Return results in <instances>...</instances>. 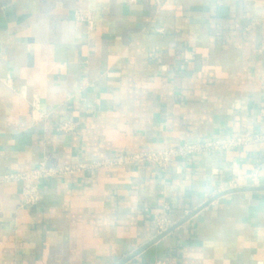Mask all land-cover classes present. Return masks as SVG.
<instances>
[{
  "label": "crops",
  "instance_id": "1",
  "mask_svg": "<svg viewBox=\"0 0 264 264\" xmlns=\"http://www.w3.org/2000/svg\"><path fill=\"white\" fill-rule=\"evenodd\" d=\"M33 93L46 120H34ZM66 121L74 132L58 130ZM254 131L264 0H0V175ZM235 172L240 188L264 187V141L167 173L134 164L48 178L32 208L22 183L0 184V264H264V190L221 196L150 245L155 215L178 223Z\"/></svg>",
  "mask_w": 264,
  "mask_h": 264
},
{
  "label": "built area",
  "instance_id": "2",
  "mask_svg": "<svg viewBox=\"0 0 264 264\" xmlns=\"http://www.w3.org/2000/svg\"><path fill=\"white\" fill-rule=\"evenodd\" d=\"M75 20L86 23L90 29L94 27V14L90 9L78 8L74 12ZM182 69H186V63L181 65ZM4 82L12 87L10 77L4 79ZM19 95L26 97L25 87L13 88ZM33 117L35 121H43L48 118V114L41 109V100L39 93H33L30 100ZM76 126L69 121L62 123L58 130L63 132H74ZM264 141V133L251 132L243 133L237 136L212 139L206 138L197 142H184L177 146L168 147L158 151H141L120 153L104 159L93 160L88 162H77L70 165L52 167L48 166L46 160H43L37 167L6 175H0V184L20 182L22 183L23 202L21 207H36L41 202L40 182L57 176L75 174L86 170H96L103 167L127 166L134 164H148L159 168L163 173H167L173 166L175 161L180 158L189 157L196 154H203L210 151H222L235 147L247 146L252 143ZM252 180L255 184L258 183L259 170L255 169L252 173ZM242 187L240 176L235 172V177L232 179L228 187L224 191L237 189ZM153 224L157 229L156 234L169 230L175 225L168 217L163 215H155ZM154 264H167L163 259H157Z\"/></svg>",
  "mask_w": 264,
  "mask_h": 264
},
{
  "label": "water",
  "instance_id": "3",
  "mask_svg": "<svg viewBox=\"0 0 264 264\" xmlns=\"http://www.w3.org/2000/svg\"><path fill=\"white\" fill-rule=\"evenodd\" d=\"M256 190H264V187H251V188H237V189H231V190H227L221 194H219L218 196L214 197L213 199H211L210 201H207L206 203H204L201 207H199L198 209H196L195 211H193L191 214H189L187 217L183 218L181 221H179L178 223H176L173 227H171L169 230H167L166 232L162 233L159 237H157L154 241H152L150 243V245L156 243L157 241H159L161 238H163L164 236L168 235L169 233H171L173 230H175L176 228H178L179 226L183 225L184 223H186L187 221H189L191 218H193L196 214H198L200 211H202L204 208H206L207 206H209L212 202L216 201L218 198H220L221 196L227 195V194H233V193H237V192H243V191H256ZM126 261H124L121 264H124Z\"/></svg>",
  "mask_w": 264,
  "mask_h": 264
}]
</instances>
